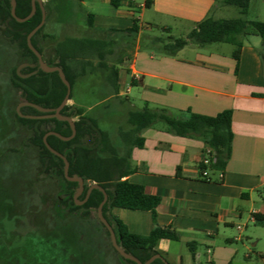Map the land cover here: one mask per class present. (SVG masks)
Segmentation results:
<instances>
[{"label":"crops","instance_id":"obj_1","mask_svg":"<svg viewBox=\"0 0 264 264\" xmlns=\"http://www.w3.org/2000/svg\"><path fill=\"white\" fill-rule=\"evenodd\" d=\"M81 5L86 7V0ZM228 6L224 0H90L85 12L93 15V23L78 25L88 38L128 49L129 56L112 54L108 63L119 68V95L133 107L139 102L138 108L147 104L185 115L232 111L231 155L224 170H210V179L200 173L208 148L200 137L178 136L156 124L142 132L144 145L132 150L135 171L127 178L159 197L157 223L176 232V239H162L157 246L170 264H264V226L257 222L258 215L264 217L263 39L245 36L239 59L229 43H190L175 55L140 44L143 36L187 35L210 16L232 18L220 16ZM70 8L56 7V18L48 20L44 38L52 39V29L62 38L69 34L74 23L65 12ZM250 10L254 12L250 19L264 21V0H251ZM136 20L140 27L136 36L121 32ZM154 29L160 34L154 35ZM79 71H84L82 64ZM100 87L102 93L114 88L108 81ZM113 100L109 96L99 102ZM69 102L84 107L73 98ZM107 214L121 220L131 233L149 235L155 227L148 210L112 207ZM174 242L190 255L182 250L171 254Z\"/></svg>","mask_w":264,"mask_h":264},{"label":"trees","instance_id":"obj_2","mask_svg":"<svg viewBox=\"0 0 264 264\" xmlns=\"http://www.w3.org/2000/svg\"><path fill=\"white\" fill-rule=\"evenodd\" d=\"M75 1L82 2L84 0ZM250 1L224 0L225 4L239 8L240 16L238 17L214 18L210 16L200 21L185 37H174L172 35L143 36L140 44L155 51L175 55L190 43L198 46H205L212 43H229L234 46V57L239 59L243 38L245 36L258 35L264 41V21L247 17ZM16 3L17 16L23 18L29 15L32 9V0H16ZM0 17L8 23L6 35L25 48L32 57L33 62L37 63L35 68L28 67V73L37 70L36 73L27 77H22L17 72V69L13 71L12 84L22 90L23 100L21 101H29L49 108L58 107L67 93V86L57 71L45 72L39 68L38 58L27 43L28 34L42 20V10L39 4L37 3L36 13L31 18L24 22H19L11 14V0H0ZM92 19L93 15L89 14L87 16V23L92 25ZM47 23L48 17L44 25L32 37V44L42 54L44 61L51 66H60L73 87L77 78L81 77L88 65L94 67L93 59H96L99 68L109 71L104 81H108L114 87L111 91H104V98L109 96L114 97L113 108H116L117 105L127 103L130 106L126 113L125 122L117 125L113 130H107L100 127L96 118L85 115L83 107H74L67 103L62 109V114L72 118L77 117V119H74L77 130L76 135L70 140H63L56 135H49L47 141L52 148L67 157L70 163L69 175L77 174L84 178L85 189L79 198L80 200L85 199L87 190L93 183H98L105 188L108 194V200L103 206V213L113 226L118 243L126 252L135 255L145 263L154 254L159 253L157 246L160 240H173L177 238V235L171 227H163L157 223L156 208L159 203V197L146 193L142 184L131 182L127 178L135 171L132 166L133 148L142 147L145 143L142 132L151 126L163 123L166 129L175 135L200 137L212 149L211 156L213 161L208 168L210 170H224L232 150V111L224 110L217 115L210 116L190 111L186 115L174 114L166 108H152L147 104L142 108H135L126 97L119 95V87L117 85L120 73L119 68L115 65L112 67L109 66L110 55H119V52L116 51H120L113 42L84 36H72L70 34L60 38L55 29H52L51 32L55 34L54 36L51 35L54 43L51 44L53 51L50 53V57L52 53L53 57L48 59L45 50L41 48L37 40L39 35H42L43 38L48 37L45 32ZM139 29L140 27L136 20L132 27L124 29L121 32L128 36H136ZM162 31L169 32V29L163 28ZM129 45L131 43L127 44V48ZM78 62L82 64L84 69L81 74H78L75 70V65ZM70 99H72V93L70 94ZM111 102L109 101V105L107 104L106 106L111 107ZM21 112L28 115L43 114L33 106H23ZM14 116L19 122L33 129V135L30 141L33 145L42 149V158L48 159L51 162L52 168L56 169V173L67 183L68 188L65 190V196L63 199L58 197V201L60 200L67 205L68 211L71 213L81 209H84L86 213L92 210L97 212L98 206L104 198L103 192L99 189H93L87 200L82 205H78L74 199L78 182L69 181L66 178L63 159L52 153L44 143V135L49 131H56L65 137L70 136L72 134L70 124L67 121L57 118L41 119L22 117L16 109L14 110ZM5 119L7 122L9 121L7 117ZM204 168L206 167L200 164V169ZM112 207L151 211L155 227L149 235L131 233L121 220L109 218L107 212ZM52 216L54 217V215ZM98 221L110 236L108 229L99 218ZM53 222L56 223L53 229L54 232L45 235L47 242H49L53 235L67 233V227L71 226L73 229H77L79 239H85V244L90 247V237H87L88 235L85 236V229L75 219L72 221L58 222L56 217H54ZM257 222L264 226V217L258 215ZM64 236L67 237L66 235ZM111 246L116 251L112 241ZM188 246L192 248L194 243H188ZM95 251L100 254L104 252L102 248ZM65 252L67 258L72 260L71 252L68 249ZM121 258L125 259L122 256ZM125 260L132 264H137L132 260ZM151 264L165 263L160 258H157Z\"/></svg>","mask_w":264,"mask_h":264},{"label":"rangeland","instance_id":"obj_3","mask_svg":"<svg viewBox=\"0 0 264 264\" xmlns=\"http://www.w3.org/2000/svg\"><path fill=\"white\" fill-rule=\"evenodd\" d=\"M42 1L46 18L51 22L56 18L55 9L58 5L71 6L72 9L65 12L66 18L72 19L74 23L69 34L78 37L88 35L78 25L87 24L85 11L90 9V0H86V7L75 0ZM253 15L254 12L250 10L247 17L252 18ZM220 16L238 17L239 8L229 5ZM7 30L8 23L0 17V264H132L113 249L111 237L100 225L95 210L86 213L81 209L71 213L67 205L58 201V197L63 199L65 196L67 183L52 168L51 162L42 158V149L30 141L33 129L14 116V110L23 98L22 90L12 84L13 71L22 63L34 62L25 48L6 35ZM55 31L57 32L56 29ZM152 33L157 35L160 31L154 29ZM57 35L62 38L60 33L57 32ZM37 40L45 50L46 57L51 59V44L54 41L43 38L42 35ZM122 49L124 51L120 50L119 55H130L128 49ZM75 66L78 74L83 73L79 71L80 62ZM88 71L91 73H87ZM28 72V66L20 69L21 74ZM105 72L97 65L86 67L85 72L73 84L71 93L77 104L84 106L85 115L96 118L103 129L113 130L125 122L130 106L127 103L113 108L114 101L110 103L111 107L106 106L107 101L99 102L104 97L100 86L106 77ZM134 104L136 108L141 106L139 102ZM5 117L9 119L8 122ZM52 215L58 222L75 219L80 223L86 231L85 236L90 237V247L85 244V239H79L77 229L71 226L65 228L67 233L53 235L47 242L45 235L52 234L56 225ZM100 248L103 249V254L95 251ZM66 249L71 252L72 260L67 258ZM179 250L186 256L190 255L186 247L180 249L177 242H174L171 254L174 255Z\"/></svg>","mask_w":264,"mask_h":264},{"label":"water","instance_id":"obj_4","mask_svg":"<svg viewBox=\"0 0 264 264\" xmlns=\"http://www.w3.org/2000/svg\"><path fill=\"white\" fill-rule=\"evenodd\" d=\"M37 3L39 4L41 10H42V20L41 22L28 34L27 36V43L29 48L36 54L37 58H38V65L39 68H41L43 71L45 72H55L57 71L60 75V78L62 79V81L64 82V84L67 86V93L64 97V99L62 100V102L60 103V105L56 108H49V107H43L41 105H38L36 103L33 102H29V101H21L17 107L16 110L19 113L20 116L22 117H26V118H57L59 120H63V121H67L72 129V134L68 137H65L63 135H61L60 133L56 132V131H49L48 133H46L44 135V143L47 146V148L54 154H56L57 156L61 157L65 163V167H64V174L66 176V178L69 181H75L78 182V187H77V191L74 194V199L76 200L77 204H83L87 198L90 196L91 192L93 189H99L100 191L103 192L104 198L102 200V202L99 204L98 209H97V215L99 220L105 225V227L108 229L109 233H110V237H111V241L112 244L114 246V248L116 249V251L125 259H129L132 260L134 262H136L137 264H151L155 259L160 258L165 264H170L168 262L167 259H165L160 253L154 254L150 259H148L145 263L142 262L138 257H136L135 255H132L128 252H126L118 243V238L116 235V232L113 228V226L110 224V222L107 220V218L104 216L103 213V206L104 204L107 202L108 200V194L105 190V188L103 186H101L98 183H93L92 185L89 186L88 190H87V194L84 200H79L78 197L82 194V192L85 189V180L83 177L74 174V175H69V161L67 159V157L60 153L59 151L55 150L54 148H52L50 146V144L47 141V137L49 135H56L58 137H60L63 140H70L72 139L75 135H76V124L73 120L72 117L67 116V115H63L62 114V109L64 108V106L69 102L70 100V94H71V83L70 81L66 78V75L63 71V69L60 66H51L48 63H46L43 59L42 54L38 51V49L32 44V37L35 35V33L44 25L45 21H46V11H45V7L43 4L42 0H32V9L31 12L29 13V15H27L26 17H19L16 14V0H11V14L13 15V17H15L17 19V21L19 22H24L26 20H28L29 18H31L37 10ZM37 64L35 63H22L21 65H19V67L17 68V72L22 76V77H27L30 76L31 74L36 73L37 70L32 71L31 73L28 74H21L20 73V69L23 66H30V67H35ZM23 106H33L35 107L37 110L41 111L43 114L41 115H28V114H23L21 112V108Z\"/></svg>","mask_w":264,"mask_h":264},{"label":"built area","instance_id":"obj_5","mask_svg":"<svg viewBox=\"0 0 264 264\" xmlns=\"http://www.w3.org/2000/svg\"><path fill=\"white\" fill-rule=\"evenodd\" d=\"M211 153H212V149L210 147H208L206 149L205 155L203 156V158L200 161V164L204 165L206 167L204 169H200L201 176L203 178H206V179H210V176H209L210 169L208 167L213 161ZM220 177L221 178L223 177V173L222 172L220 173Z\"/></svg>","mask_w":264,"mask_h":264},{"label":"flooded vegetation","instance_id":"obj_6","mask_svg":"<svg viewBox=\"0 0 264 264\" xmlns=\"http://www.w3.org/2000/svg\"><path fill=\"white\" fill-rule=\"evenodd\" d=\"M36 66H37V65H36ZM36 66H35V67H36ZM28 67H30V66H28ZM35 67H31V68H35Z\"/></svg>","mask_w":264,"mask_h":264}]
</instances>
